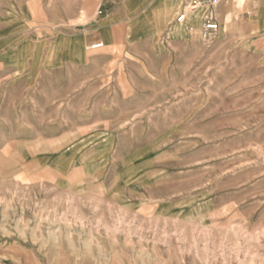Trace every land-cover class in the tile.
<instances>
[{
    "label": "rangeland",
    "instance_id": "obj_1",
    "mask_svg": "<svg viewBox=\"0 0 264 264\" xmlns=\"http://www.w3.org/2000/svg\"><path fill=\"white\" fill-rule=\"evenodd\" d=\"M46 1L38 0V25ZM62 1L52 0L55 26L22 29L21 45L6 46L7 52L36 53L38 59L99 52L101 48L89 50L91 44H83V34L94 27L90 22L78 26L82 12L73 23L57 25ZM225 1L215 5L219 29L211 39L202 35L206 7L195 9L202 10V19L194 31L187 18L177 21L184 4L175 10L172 35L181 37L150 61L157 81L149 83L159 91L145 93V127L83 126L77 123L82 109L76 115L71 109L69 124L14 126L23 138H38L7 140L0 155V260L264 264V0H243V6L236 0L238 25L222 29L224 13L219 15L216 7ZM81 2L95 18L100 0ZM66 40L75 44L66 47ZM45 68L33 77L29 68L17 74L7 66L5 84L15 85L7 96H18L23 112H29L31 100L46 102L42 86L62 85L60 71ZM112 78L109 74L105 82ZM34 84L41 86L37 93L26 87ZM52 95L58 106L69 98L81 107L109 100L92 92ZM62 115L60 110L58 120ZM11 127L7 137L13 135ZM95 127L128 129L140 152L145 144L144 204L141 198H129L120 185L111 189L110 148L101 153L106 155L103 173L76 168L63 175L45 167L46 156L72 146L86 163L95 164L99 156L92 148L101 140L81 141ZM52 135L54 139L46 137ZM61 162L59 156L57 164Z\"/></svg>",
    "mask_w": 264,
    "mask_h": 264
},
{
    "label": "crops",
    "instance_id": "obj_2",
    "mask_svg": "<svg viewBox=\"0 0 264 264\" xmlns=\"http://www.w3.org/2000/svg\"><path fill=\"white\" fill-rule=\"evenodd\" d=\"M186 1L100 0L96 17L87 23L91 24L94 30L83 34V44L87 42L103 44L99 52L90 54L85 52L82 55L67 52L61 57L38 59L36 53L16 55L17 49L7 52L6 46L21 45L22 29L55 26L52 0H47L41 10L44 17L41 25H38L37 20L38 0H0V155H3L7 140L21 142L38 138L37 136L23 138L16 134L14 126L69 124L70 120L67 119L71 109L72 112L75 111L73 115H76L77 110L82 109L79 113L81 120L77 123L83 126L142 125L145 127V108L148 107V104H145V93L159 91L149 83L151 78L154 83L157 81L156 75L150 71V61L153 58L157 59L160 51L167 49L168 45L181 37L172 35L173 26L177 22H174L172 16ZM61 5L56 16L57 25L61 26L73 23L83 9L88 10L81 0H63ZM31 6L34 7L33 12ZM66 41V47L75 44L71 40ZM44 64L46 70L60 71L63 78L62 85L57 89L42 86L44 89L42 91L47 94L46 102L39 105L37 100H31L29 112H23L21 102L17 100L18 96H7V89H14L15 85L5 84V70L8 66L18 74L29 68L30 76L35 77L38 75L39 67ZM109 74L113 75V83L105 82ZM81 80H84V84H80ZM26 87L29 92L37 93L41 86L34 84ZM75 92L103 94L109 100L108 103L107 100L101 102L102 106L98 107H90L87 104L81 107L71 102L70 98L61 101L60 106L52 101L53 93ZM60 110L63 112L62 121L58 120ZM7 126H12L9 128L13 133L12 136H6ZM115 128H109L106 132V128L95 127L87 134V138L81 139V141L91 138L101 140L92 148V151L94 150L99 156L95 164L86 163V158L82 159L81 152L72 146L59 154L46 156L45 167L63 175L76 168L86 173L92 171L103 173L106 169V165H103L106 155L101 153L110 148L108 151L112 159L110 170L115 174L111 189L115 190L120 185L129 198H141V203L144 204L145 144L140 147L142 150L140 152L130 142L134 139L128 136L130 135L128 129L119 131L117 127ZM46 137L54 139V135ZM59 156H61V164H57ZM91 168L95 170H90ZM123 210L127 211V209ZM1 247V251L5 252V246ZM0 264L7 263L0 260ZM13 264H22L21 259H14Z\"/></svg>",
    "mask_w": 264,
    "mask_h": 264
},
{
    "label": "bare ground",
    "instance_id": "obj_3",
    "mask_svg": "<svg viewBox=\"0 0 264 264\" xmlns=\"http://www.w3.org/2000/svg\"><path fill=\"white\" fill-rule=\"evenodd\" d=\"M222 1V0H221ZM220 1V2H221ZM236 2V0H226L225 3L223 4V6L221 5H218L216 8H217V12H219V15H222V13H224V20H223V24H222V29H226L227 27H231V26H236L238 25V15L237 13L235 12L234 10V3ZM261 2V0L259 1ZM219 3V2H217ZM215 3V5L217 4ZM239 5L240 6H243L244 5V2L243 0L241 1H238ZM259 4V3H258ZM262 5V4H260ZM221 6V7H220ZM234 6V7H233ZM205 8V10L207 9V6H200L198 8ZM259 7V5H258ZM204 10V12H205ZM223 10V11H222ZM257 10V9H256ZM204 12H203V15H204ZM255 15V14H254ZM91 15L89 14L88 10L87 9H83L82 11V14L80 15V27L82 28H85V24L90 20V17ZM187 18V21H186V25L187 27H189V30L191 31H194L198 28L199 26V22L201 21L202 19V10L201 9H198V10H193L190 12V14H188L186 16ZM236 18V19H235ZM77 24V23H76ZM181 26H183V24H180L178 26V28H180ZM219 29V28H218ZM78 43H80V41H77ZM76 50L79 51L80 47H78V45H76ZM87 49H92V48H87ZM83 53V52H82ZM231 229V228H230Z\"/></svg>",
    "mask_w": 264,
    "mask_h": 264
},
{
    "label": "built area",
    "instance_id": "obj_4",
    "mask_svg": "<svg viewBox=\"0 0 264 264\" xmlns=\"http://www.w3.org/2000/svg\"><path fill=\"white\" fill-rule=\"evenodd\" d=\"M221 0H187L183 8L180 10L177 21H183L189 12L195 10L200 6H207L203 15L202 35L205 39H211L219 28V22L215 16V3ZM101 42L89 45L92 49L101 48Z\"/></svg>",
    "mask_w": 264,
    "mask_h": 264
}]
</instances>
